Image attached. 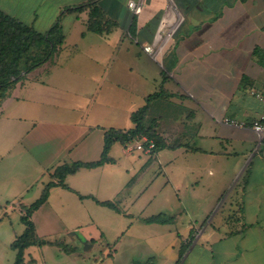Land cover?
I'll use <instances>...</instances> for the list:
<instances>
[{"label":"crops","instance_id":"0c3cea01","mask_svg":"<svg viewBox=\"0 0 264 264\" xmlns=\"http://www.w3.org/2000/svg\"><path fill=\"white\" fill-rule=\"evenodd\" d=\"M88 1L0 0L38 32L59 21L64 36L0 104V264L14 261L20 206L53 168L99 159L105 131L131 128L130 114L160 92L150 120L177 145L143 154L112 144L113 162L50 189L31 217L38 236L88 250L106 237L93 264H264V138L249 126L264 109L252 94L264 92V0H173L182 19L156 58L142 46L166 0H95L115 24L105 35L87 31L86 10H67ZM159 213L175 221H143ZM34 247L26 257L38 264Z\"/></svg>","mask_w":264,"mask_h":264},{"label":"trees","instance_id":"16d2710c","mask_svg":"<svg viewBox=\"0 0 264 264\" xmlns=\"http://www.w3.org/2000/svg\"><path fill=\"white\" fill-rule=\"evenodd\" d=\"M67 10L87 11L84 21L87 31L105 35L113 29L115 24L107 17L106 11L97 1L90 0L77 7ZM64 36L59 21L55 22L48 30L41 33L33 27L15 19L14 17L0 11V104L10 95L15 84L22 80L31 70L49 62L53 54L62 46ZM161 96L154 93L145 98L143 106L130 114L132 127L126 130L109 128L104 133L103 149L99 159L91 162H72L57 165L49 173V180L44 183L39 197L29 205L20 206V221L24 229L10 244L15 252L13 264H36V261L26 257V250L31 246L55 245L62 252L72 253L69 245L61 241H48L38 236L32 222V214L43 205L52 187H65V179L79 170L91 169L113 162L108 155L112 144L118 142L123 145L134 143L141 137L154 142L152 153L163 148H174L177 144H167L156 130L155 121L150 120L151 102ZM245 174L240 182L243 187L246 182ZM98 204L121 212L120 208L112 201H97ZM175 216L164 213L155 214L144 218L145 223L167 224L175 221Z\"/></svg>","mask_w":264,"mask_h":264},{"label":"built area","instance_id":"2783aa9c","mask_svg":"<svg viewBox=\"0 0 264 264\" xmlns=\"http://www.w3.org/2000/svg\"><path fill=\"white\" fill-rule=\"evenodd\" d=\"M128 8L135 14L139 13L142 8L141 1H129L127 3ZM182 16L179 8L176 6L173 0H166L164 12L160 21V25L157 31L154 40L150 44H145L142 46V50L156 58L164 44L170 39L173 35L175 29L179 26ZM252 94L257 98L262 104H264V92L254 91ZM226 123H231L236 126H242L237 122L229 119L224 120ZM250 128L258 134L260 139L264 138V109L259 114L258 117L253 119L249 123ZM154 148V142L152 140H147L146 137H141L139 140H136L134 143H129L125 145V151L127 153L132 151H140L143 154H152Z\"/></svg>","mask_w":264,"mask_h":264},{"label":"rangeland","instance_id":"374dc122","mask_svg":"<svg viewBox=\"0 0 264 264\" xmlns=\"http://www.w3.org/2000/svg\"><path fill=\"white\" fill-rule=\"evenodd\" d=\"M37 69L38 67L31 70L28 74L34 73L35 70ZM17 229H18V233L21 234L22 233L21 222H19V224L17 225ZM105 238L106 237H103L102 239L96 241V243L89 250L85 249L83 247V244L77 240H75L73 243L72 242L70 243L69 241L70 244L77 246V248H75V246L70 247L71 249H73V252L70 254H65L64 252H61V249L58 246H49L45 248L41 246H35L33 249H31L32 250L31 253L34 256V258L38 261V264H62L61 261L58 260L57 258L59 256H62V258H64L65 260L64 264H93L95 258L99 257V252L103 250V248H105V243H106V241L104 240ZM54 259L58 261L54 262Z\"/></svg>","mask_w":264,"mask_h":264}]
</instances>
